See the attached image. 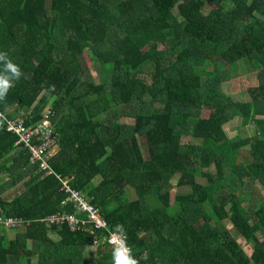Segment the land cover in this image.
<instances>
[{"label":"trees","instance_id":"trees-1","mask_svg":"<svg viewBox=\"0 0 264 264\" xmlns=\"http://www.w3.org/2000/svg\"><path fill=\"white\" fill-rule=\"evenodd\" d=\"M263 45L264 0H0V52L22 72L0 108L26 126L51 109L50 167L126 237L138 264H264ZM85 51L112 68L109 81L91 79ZM235 66L256 77L245 103L206 85L229 81ZM249 120L253 132L230 136L227 126L239 133ZM184 134L199 143L182 146ZM15 140L0 123V215L32 223L12 236L0 226V264H113L103 241L84 258L104 231L38 221L66 193ZM174 187L188 190L172 196Z\"/></svg>","mask_w":264,"mask_h":264},{"label":"built area","instance_id":"built-area-1","mask_svg":"<svg viewBox=\"0 0 264 264\" xmlns=\"http://www.w3.org/2000/svg\"><path fill=\"white\" fill-rule=\"evenodd\" d=\"M54 113L46 108L42 119L31 126L24 125L20 118H8L0 108V123L5 126L8 133L16 136L15 145H21L29 154V162L36 164L44 174H55L50 167L48 160L56 152L57 143L53 132ZM55 176L61 184L60 189L66 193L60 201L61 211L49 214L38 220L48 226H67L72 232H88L92 235L97 230L104 231L102 239L96 238L92 245L97 246L101 241L108 244L111 250L123 240L131 253L130 246L123 234L111 232L101 211L80 191L72 188L68 177ZM71 204L75 213L67 212V205ZM79 214L83 215L79 217ZM32 222L21 218L5 217L0 215V226L7 230H18L21 227H28Z\"/></svg>","mask_w":264,"mask_h":264},{"label":"rangeland","instance_id":"rangeland-1","mask_svg":"<svg viewBox=\"0 0 264 264\" xmlns=\"http://www.w3.org/2000/svg\"><path fill=\"white\" fill-rule=\"evenodd\" d=\"M211 9V5L209 4H205L202 8V11L204 13H208ZM264 50V45L261 47V50ZM60 54L58 52L55 53V56L58 57ZM81 64H83V66L85 67V69L87 70V72L89 73L90 77L92 80L96 81L97 83H102V82H107L110 80L111 78V72H112V68L110 66H100L99 64H97V62H95L94 60H92V58H90L88 51H85L83 53V56L81 58ZM230 74V80L225 82V83H221V85L219 84H214V83H210L207 82L206 85L209 88L214 89V91L216 93H220V92H225V95L230 96L232 100L234 101H239L242 103L248 102L249 98H248V94L246 92V89L251 87L252 85H256V77L254 76L255 74L249 71H242V69L239 66H235L233 68L229 69ZM201 113V112H199ZM209 112L202 111L201 116L206 117L208 115ZM16 118H19L18 116H15ZM129 122L131 123L132 121L129 120ZM240 124V122H238V125ZM236 126L237 124L234 122L231 125L227 126V131L231 133L230 136H232L233 138L236 136L240 135H249L251 132L254 131V126L252 124V121L249 120L248 123L244 126H241L240 131H238L239 133L236 132ZM240 126V125H239ZM139 143L142 147L143 153L145 155H147V150L145 149V139L143 136H139L138 137ZM189 143H199V139L193 138L190 134H184L181 137V144L182 146L187 145ZM204 171H210V172H214V167L211 165L208 168H204ZM201 182H204V179L200 178L199 179ZM187 191V187H174L171 190V194L172 196H174V193L176 191ZM10 191V190H9ZM9 191L7 193H9ZM6 193V194H7ZM228 229L231 230L230 226L228 225ZM18 231V230H15ZM14 231V232H15ZM9 234L12 236V231H9ZM232 232V231H231ZM232 235L239 240V242L241 243L242 247L247 251V246L244 243L243 240H240L241 238H239V236H237L236 233L232 232Z\"/></svg>","mask_w":264,"mask_h":264},{"label":"clouds","instance_id":"clouds-1","mask_svg":"<svg viewBox=\"0 0 264 264\" xmlns=\"http://www.w3.org/2000/svg\"><path fill=\"white\" fill-rule=\"evenodd\" d=\"M0 62L4 64L3 72H0V100H3L10 87H12V81L18 80L22 72L19 66L13 63L4 52H0ZM116 227L117 231H123L122 226L117 225ZM112 259L113 264H138L123 240L119 241V244L114 247Z\"/></svg>","mask_w":264,"mask_h":264},{"label":"crops","instance_id":"crops-1","mask_svg":"<svg viewBox=\"0 0 264 264\" xmlns=\"http://www.w3.org/2000/svg\"><path fill=\"white\" fill-rule=\"evenodd\" d=\"M97 247L98 246L94 245L88 246L84 254V258L88 260L95 259L97 257Z\"/></svg>","mask_w":264,"mask_h":264}]
</instances>
